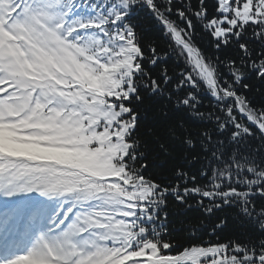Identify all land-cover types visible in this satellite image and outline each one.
Wrapping results in <instances>:
<instances>
[{"label":"snow or ice","instance_id":"6c2138e0","mask_svg":"<svg viewBox=\"0 0 264 264\" xmlns=\"http://www.w3.org/2000/svg\"><path fill=\"white\" fill-rule=\"evenodd\" d=\"M0 264H264V0H0Z\"/></svg>","mask_w":264,"mask_h":264},{"label":"trees","instance_id":"16d2710c","mask_svg":"<svg viewBox=\"0 0 264 264\" xmlns=\"http://www.w3.org/2000/svg\"><path fill=\"white\" fill-rule=\"evenodd\" d=\"M193 215H195V213H193ZM181 236H183L184 234L183 233H180Z\"/></svg>","mask_w":264,"mask_h":264}]
</instances>
